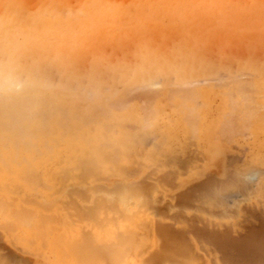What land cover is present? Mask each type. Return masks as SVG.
Returning <instances> with one entry per match:
<instances>
[{
  "label": "bare ground",
  "instance_id": "1",
  "mask_svg": "<svg viewBox=\"0 0 264 264\" xmlns=\"http://www.w3.org/2000/svg\"><path fill=\"white\" fill-rule=\"evenodd\" d=\"M245 1L241 7L237 0H0L1 236L32 255L35 264H208L203 255H194L191 243L189 248V243L178 238L180 234L177 239L167 231L165 222L156 218L158 215L147 211V194L152 189L143 181L145 178L134 176L144 171L142 163L153 164L157 160L153 148L146 150L142 140L158 133L159 138L155 134V139L162 144L163 135H169L170 124L167 128L161 120L165 118L162 113L167 101L163 104L158 97L168 99L175 114L180 103L178 90L187 83L186 79L202 71L211 74L216 65H222L228 77L236 76V80L244 74L249 83L251 75L253 91L264 87V64H257L253 55L264 47V0ZM230 43L241 49L233 70L222 63L223 54L210 68L207 58H203L209 53L204 50ZM256 54L262 58L258 61L263 60L264 54ZM226 57L227 54L223 59ZM202 63L210 69H202ZM196 80L193 82L197 85L208 81ZM177 83H182L178 90ZM132 89H139L144 103L129 102ZM240 91L238 94H242ZM197 92L191 94L192 99L200 96L198 89ZM245 92L244 89L239 100L243 99L245 106L242 102L241 106L248 110L247 116L242 115L247 122L264 110V95L253 92L263 98L256 103L259 106L262 102L263 109L261 105L257 109L254 97H246L253 94ZM204 97V102H194L202 111L209 105ZM235 99L231 102L235 103ZM186 101L183 103L190 106L189 111L183 110L184 106L182 111L187 112L188 119L180 118V113L177 116L181 122L186 119L184 123H190L191 132L197 135L201 124L188 121L196 120L201 110ZM232 110L230 115L234 114ZM250 111L255 115L258 112L256 117L251 114L255 118ZM190 113L196 114L189 117ZM235 115L232 118L238 117ZM223 123L220 122V135L225 130ZM240 126L245 130L249 127H237ZM229 133L226 131L228 137ZM154 143V147L160 145ZM247 175L244 174V184H255L256 174ZM239 195H224L222 199L221 194L220 203L223 201L228 207L235 204L236 209L243 201H239ZM247 227L251 233V226ZM210 229L213 234L221 231ZM198 231L207 233L204 229ZM239 236L235 239L231 234L235 241L230 239L226 245L224 240L226 250L236 246L244 264H262L256 242L258 233ZM207 242L213 245L210 240ZM215 248L219 250L218 246Z\"/></svg>",
  "mask_w": 264,
  "mask_h": 264
},
{
  "label": "rangeland",
  "instance_id": "2",
  "mask_svg": "<svg viewBox=\"0 0 264 264\" xmlns=\"http://www.w3.org/2000/svg\"><path fill=\"white\" fill-rule=\"evenodd\" d=\"M237 3L239 4V6L244 7L246 1L244 0L242 2L241 0H237ZM256 3L258 5L260 4L258 2H256ZM263 20H264V18H263ZM213 48L216 50L213 51ZM213 48H211L210 50H204L206 52L208 51V53H209V54H207L208 57H206L205 55L203 56V58L204 57L207 58L206 62H208L209 65L213 64V63L216 64V61L218 59L217 56H219L221 58L222 54H223V57L225 56V54H227L228 57H226L224 59H223V57L221 58L222 63H223V61L226 62L227 65H229V69L232 66L231 70H233V68L235 66V63H234L235 59H237L241 55V49L238 47V45L237 44L235 45L234 43H230V44L224 46L223 48L217 47V46H214ZM206 52H205V54H206ZM256 52L258 53V55L260 54L262 56L264 54V47L260 48L259 50H255L253 52V55L254 54L256 55V56L255 55L254 56L257 59V64H264V63H261V62H264L263 61L264 55L262 56L263 60L258 61L259 59H262V58L258 57ZM221 59H219L218 62H221L220 61ZM203 67H202V69H208L209 70L211 68V65L209 66L210 67L209 68L207 66V63H206V64H203ZM218 67L221 68L222 65L221 66L216 65V69L214 68V72H212L213 70L211 69L212 70L211 74L209 73L210 71L208 72L209 74L207 73V71L205 72L207 75L205 73H203L204 71H202L200 73L201 75L198 73L201 78L199 76H197L198 75L197 74L193 78L186 79V82L188 84L182 82L184 85H182V83L180 85H178L179 83H177V85H176L177 90L180 89L179 87H181V85L184 87H182V89L178 90L180 103H179V108H178L177 112H175L176 115L172 112V108H171L172 106H171V103L169 102V100L168 99L163 100V98L158 97V100L159 101L162 100L163 104H164V101H167V104H164L165 105L164 113H162V116H164L165 118H164V120L163 119H161V120H162V122L165 123V125H168V126H166L167 128H169V124H170V128L168 131L169 135L168 136H166V134L163 135V137H162L163 141L161 139L162 144L160 143V141L156 140L159 138L158 133H155L156 136H158L157 138H156L155 134L153 133L154 136L149 134L148 136H146L144 138V140H142L143 146L145 145L144 148L146 150H152V148H153V152H154L155 156L157 157V160H155V162H153V164L148 162V161H146V163L141 162L142 165L144 166L143 167L144 171H142L141 174H137L136 176H134V179H137L136 177H139V178L143 177L142 179L145 178V180H143V181H147V184L149 183L148 187L150 189H152L151 191L153 193L151 192V194H149V195L147 194V202H146V206H145L148 209L147 211L152 213L154 216L158 215L156 218L160 219V222H162V223L165 222L163 225H165L168 228L167 231L170 232L172 235L176 236V238L180 234L178 236V238L180 237V240L183 239V242L186 243V245L189 243L187 245L189 248H191V244H192V246H194V249H195L194 255H196V256L197 255H203V257L206 259V262L208 264H236V263L244 264L243 259L241 260L238 258V257H241V256H239L240 252H239L238 248H235L236 246L234 247L231 245L230 246L231 248L230 249L228 248L226 250V248L224 246V242L226 241V243H225V245H226V244H228V242H227L228 240L232 239L235 241V239L238 238L237 236H239V235H240L239 237H241L244 234L247 237L248 235H252V233H258L259 237L256 241L257 247H258V249H260L258 256L260 257V259H262V264H263V262H264V114H263L264 110L261 111L262 113L259 112V114L257 112V114L259 115L260 118L259 117L255 118L257 115V114L255 115L256 112L251 113L252 111H250V116H252L251 114H254L255 117H254V115L252 117L255 119H252V118H250V116H248L250 119L247 121L248 117H246L245 120L247 122L250 121V123L248 124L247 122L244 121V119H242V117L248 115V113H246L248 110L244 109L245 107H243V106H245V103H243V101H242L243 99L239 100V98H240L239 95H242L244 93V89L246 90V92L248 91L250 94L252 93L253 95H250L251 97L249 95L246 97H248V99L249 98L251 99L252 97H254V102L256 100V102L254 103V106H257V109L261 108V106H262V109H263V105H261L262 102H260L261 106L256 105V103L258 102L257 100H263V98H261V96L264 95V89H263L264 87L257 89L260 92H258L256 90L253 91V88L251 87V84L253 83V78L251 75L246 74V77L248 78V76H250V79H251V82L248 83V82H246L247 79L244 77L245 76L244 74H243V77L242 76L241 77L244 78V81L246 79L245 82L243 80H241L242 79L241 77H239L240 80L239 79L236 80L238 78L236 76H235V78L234 77H228L226 70H224V67L221 68V70L218 69ZM221 71H223V72L221 73ZM216 75H217V80H215ZM197 78H199V79H197ZM202 79H204L206 81L207 80L209 81V79H210L211 82H210V84H208V81L207 82L203 81L204 83L203 82L200 83V81H202ZM187 80H191V81L188 82ZM195 80H196V82L198 81V83H200V84H198V85H197V83L195 84L194 83ZM212 80H214V81H212ZM219 81H221V82H219ZM240 81H242V82H240ZM192 82L194 83V85L191 87L190 86L187 87L188 85L193 84ZM219 83H220V85H219ZM243 83H245V84L242 85ZM262 83L264 86V78L261 79V84ZM185 85H186V87H185ZM194 86H198V88L194 87ZM174 87H175V84H174L173 88ZM241 87L242 88L244 87V88L242 89ZM246 87L249 89H246ZM235 88L239 89V91L242 89L241 90L242 94H240V93L238 94L239 91L236 90ZM197 89L199 90L200 96L198 97L199 99L197 98L198 100L196 98H195L196 99L195 100L193 97V99L195 100L194 101L192 99L191 94H193V92H195L194 94L196 95ZM208 89H210L212 91H210ZM254 89H256V88L254 87ZM138 90L139 89H137L136 92H133V89L131 90V93L129 94V99H130L129 102L130 101H134L137 103L140 102L139 104L141 105L142 103L145 102V99L143 97L141 98V96L138 95L139 94ZM225 90H227V91H225ZM229 90L231 92H229ZM235 91H237V92L234 94ZM206 92L208 94H206ZM246 92H245V94H246ZM248 92H247V94H249ZM253 92H255V94H257L256 92L260 93L261 96L260 95H255V96L256 97L260 96L259 98H261V99L256 98L254 96ZM203 93H205V95L207 97H204L205 95ZM186 97H187L188 101H186ZM189 97H191V100ZM203 97L205 99H207L208 100L207 102L209 103V105L207 104L208 106H206L207 108H204V104L206 102L201 107L202 109L204 108L203 111H205V109H206L205 113L200 109V107L198 105H197L198 107L195 106L197 103L200 104V101L204 100ZM140 98H141V100L142 99H144V100L141 102ZM233 98L237 99V100L235 99V103L231 102L232 100H234ZM183 101H186L187 104H189V105L196 102V104L194 103V107L199 108L198 111L201 110V112H199V113L197 111L198 115H200L201 117L196 115L198 117L196 120L188 121V122H191V121L195 122L196 121V123H195L196 125H197V122L199 125L201 124L200 126L197 125L199 127V128H197L198 130H196L195 125H194L193 129H195L196 131H200V132H198L199 134H197V135H196V132H191L190 123L189 124H186V122L184 123V121L186 119H188L186 111H189V109H187V108H190V106L186 107L187 106L186 103H185L186 106H184ZM188 102H190V103H188ZM202 102H204V101H202ZM241 102H242L243 106H241L242 105ZM252 102L253 101H249V103H252ZM247 104H248V101H247ZM258 104H259V102H258ZM217 105H218V107H217ZM183 106H184L183 110H186L184 112L182 111ZM234 106H235V108H234ZM250 106L252 107L251 104H250ZM250 106L249 107L247 106V108L250 109ZM180 107H181V109H180ZM231 107H233L232 108L233 110L231 109ZM241 107H243L244 110L240 109ZM197 108H194V109H197ZM255 108L252 107V109H255ZM230 110H232V113H234V114L230 115L229 114V113H231V112H229ZM241 110H242V114H239V112H241ZM258 111H260V109ZM194 112H196V111L194 110ZM202 112L204 114L203 116H202ZM223 112L227 113V117H226V113L224 114ZM179 113L181 115L183 114V117L180 116V118L184 119L186 117V119L184 121L182 120V122L186 126H184L182 124V122L179 120V118H178L179 115L177 116V114H179ZM221 113H223V115ZM192 114L194 116L196 113H192ZM192 114L191 113L188 114L189 117L192 116ZM243 114H244V116H242ZM232 115L233 116L235 115V116H238L241 118H238V117L232 118ZM224 116H225V118H227L228 122L226 120H224V118H223ZM172 117H175V118H172ZM228 117H230V119L233 120V122H234L233 124H231V121H230V119H228ZM177 118H178V121H176ZM199 118H202L203 120L201 119V122H200ZM234 118L235 119L236 118L242 119V121L245 123H242V121L238 120V119L234 120ZM221 121L224 122L222 127L225 125L224 128H225V130L227 129L226 130L227 133L230 132V131L228 132V129L232 130L234 128V130H233L234 134L229 133V136L230 135L231 136L228 137L226 134V131L223 130V128H222L221 130H223L222 131L223 133H221V135H220L221 131H220L219 127H221V125H220ZM194 122H191V123H194ZM240 122H241V124L245 125V128L247 126H249L251 128L248 127V130L243 129L244 126L243 127L240 126L242 128H238L239 125H241V124H239ZM180 124H182V125H180ZM246 124H247V126H246ZM174 125H175V127H174ZM227 125L228 126L233 125L234 127L228 128ZM185 127H186V129H185ZM235 127H237L239 131L237 129H235ZM176 129H177V131H174ZM193 129H192V131H193ZM240 129L243 131H241ZM235 130H237L239 133H236L237 131L235 132ZM249 130L253 134L252 137H251V134L248 132ZM171 132H173L172 133L173 135L171 134ZM191 133H193V134H191ZM249 134H250V136H249ZM150 135L153 136V138H154L153 141L155 143L159 142L156 144H160V145H158L157 147L152 146L153 141H152V137H150ZM198 135L202 139L200 137H198ZM164 136L168 137V139L165 140ZM176 138L179 139V141L178 140L175 141ZM228 138H229V140H228ZM164 141H166V142L164 143ZM184 141H186V142H184ZM155 143H154V145H156ZM150 145L152 147H150ZM172 147H174L173 150H171ZM155 148H157V152H156ZM161 154H162V156H161ZM166 155H168V156H166ZM168 163L169 164L171 163V164L169 165ZM148 165H150V166H148ZM162 165H163V167H162ZM157 166H159V168H158L159 170L156 168ZM167 166L168 167L170 166V167L168 168ZM155 169H157V171ZM144 172H145L146 176H145ZM244 174L245 175H247V174L248 175H250V174L255 175L256 174L255 175L256 179L258 180V177H259L260 180L256 181V179H255L253 181V182H255V184L254 183H251V185L247 184V183L244 184V182H243L244 181L243 180ZM147 175H149V176L147 177ZM151 182H153V183H151ZM242 182H243L245 189H243V187H242ZM256 182H258V183H256ZM240 184H241V186H239ZM214 185H215V187H214ZM216 185H218L219 187ZM255 185H257V187H259V188L255 187ZM152 186L154 188H152ZM234 186H237V187H234ZM225 189H227V191ZM231 189H232V191H231ZM240 189H243V190L241 191ZM220 193L222 194V196ZM230 194L231 195L241 194V196L239 195L240 196L239 201H240V199L243 201H241L239 204L237 203L238 204L237 208L239 207V209H237V208L235 209V207H236L235 204L233 205V207L232 206L228 207L229 205H227V203H225L223 201H222V203H220L221 197L223 199L224 195H226L228 197V195H230ZM205 196H206L207 200H204ZM207 196H210L212 199L210 198V200H208L209 197H207ZM242 196L246 197V198L248 197V198L246 199V198H243ZM152 198L153 199L156 198V199L152 200ZM197 200H199V201H197ZM202 201H203V203H202ZM210 201L213 203H211ZM154 202L155 203L157 202V203L155 204ZM206 202H208V203H206ZM221 204H223V205H221ZM201 205H202V207H201ZM203 205H205V206H203ZM206 205H208V207ZM198 206H200V207H198ZM225 206H226L227 210L224 208V210H225L224 211L223 207H225ZM202 208H204V209H202ZM196 209L200 210V211H197ZM227 211H228V213H227ZM207 213H208V215H206ZM161 216H164V217H161ZM227 216H229V217H227ZM177 219L180 221L177 222L178 221ZM162 223H160V225ZM166 223H168L171 227H169V225ZM163 225H161V226H163ZM247 225L251 226V230H252V231L250 230L251 233H249L250 228L247 227ZM165 226H163V228H165ZM200 227H201V229H200ZM244 227H246V229ZM209 228H213V232H215V231L217 232V231L221 230L223 233H221V231H220L219 233L221 235L218 232L213 234L211 229L209 230ZM228 228H229V230H231V229L232 230L228 231ZM196 229H198L200 231L204 229L203 232H207V233H202V231H201V234L197 233L198 230L196 231ZM205 229H206V231H205ZM207 229L209 230V232L211 231V233L208 234ZM224 229H227L226 231H228V232L224 231ZM165 230H166V228H165ZM178 230H180V231H178ZM237 230H239L240 234H238L239 232H237V233L235 232ZM175 232H179V233H175ZM242 232H245V233H242ZM224 233H226V234H224ZM181 234H183V235H181ZM199 234H200V236L202 235L203 237L201 236V238H203V239L205 238V240L200 239V236H198ZM206 234L208 235L207 239H206ZM231 234L233 235V237H235V239L231 237ZM1 235L2 234L0 233V260H1V262H3V264H35L34 258L32 255L21 251L16 246H14L12 243L9 244V242L6 241ZM219 235L221 237H219ZM181 236H183L184 238H181ZM197 238L200 239V240L198 239L199 244L196 241ZM222 238H224L223 242H222ZM184 239H185V241H184ZM211 239H212V241H211ZM209 240H210V243L213 242V245H212V243L209 244L207 242ZM251 241H253V240H251ZM214 243H215V246H214ZM198 245H199V248H198ZM217 246H218L219 250H216L215 247H217ZM228 246L229 245H227V247ZM221 248L226 253H224ZM204 252H206L207 255ZM231 254L234 258L229 256ZM236 254H237V256H236ZM227 255H228V257H230V259L232 258L231 261L226 257ZM224 256H225V258H224ZM210 257H212V258H210ZM233 259L234 260L236 259V260L233 261ZM238 259H239V261L236 262Z\"/></svg>",
  "mask_w": 264,
  "mask_h": 264
}]
</instances>
